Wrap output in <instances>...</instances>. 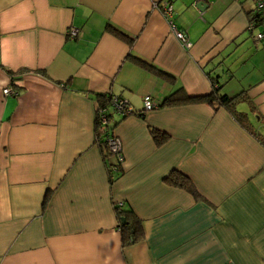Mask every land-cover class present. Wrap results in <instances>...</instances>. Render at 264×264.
Wrapping results in <instances>:
<instances>
[{
	"label": "crops",
	"instance_id": "0c3cea01",
	"mask_svg": "<svg viewBox=\"0 0 264 264\" xmlns=\"http://www.w3.org/2000/svg\"><path fill=\"white\" fill-rule=\"evenodd\" d=\"M199 1L0 0V264H264V22L249 29L254 0ZM213 81L246 92L236 109L251 130L207 101L161 105ZM97 94L133 109L106 105L123 154L111 187ZM144 95L158 106L143 112ZM173 171L195 193L166 181ZM114 202L141 239L122 242Z\"/></svg>",
	"mask_w": 264,
	"mask_h": 264
},
{
	"label": "trees",
	"instance_id": "16d2710c",
	"mask_svg": "<svg viewBox=\"0 0 264 264\" xmlns=\"http://www.w3.org/2000/svg\"><path fill=\"white\" fill-rule=\"evenodd\" d=\"M250 22H253L255 24V27L262 24L264 22V16L261 14H255L252 11L249 14ZM111 30L117 34H120L121 32H117L116 29ZM135 59L137 62L141 64L144 61L137 58V57H131ZM163 72L161 70H157ZM221 85L216 84L214 81L212 82L211 91L202 96H189L181 87L176 89L174 92L167 95L162 101L161 105H171V104H177V103H183V102H197V101H207L210 104H216L218 106H222L226 108L231 115L244 127L251 130L249 124H248V116L245 112L238 111L236 109V103L240 101L241 99H247L246 92L244 90L239 91L238 93H235L231 96L227 94H223L220 92ZM97 107H96V119H95V129H94V140L96 144L99 146L108 171V181L110 184V187L115 179L114 173L121 171V162L116 161L112 162L110 159L114 154L110 151L107 138L108 137H114L113 134V124H110V117L108 118V123L106 126H101L98 117L97 112L101 107H104L109 104L110 97H107L106 95L97 94ZM151 134L153 136V139L155 140L156 144L160 145L162 144L167 138L168 135L155 128L150 129ZM261 143L264 145V137L259 138ZM115 157V156H114ZM166 181H168L171 185L181 187L187 191H190L191 193H195V189L193 186V183L191 180L183 173L178 171H173L170 174L167 175ZM113 207L116 213V217L118 220V226L121 232V238L123 243H130L135 242L143 237V227H142V221L140 218L134 213L133 210L127 208H123L121 204L114 202ZM122 219H124V223H122Z\"/></svg>",
	"mask_w": 264,
	"mask_h": 264
},
{
	"label": "built area",
	"instance_id": "2783aa9c",
	"mask_svg": "<svg viewBox=\"0 0 264 264\" xmlns=\"http://www.w3.org/2000/svg\"><path fill=\"white\" fill-rule=\"evenodd\" d=\"M156 7L161 11L167 22L169 23V26L171 28L172 33L174 34L175 38L181 43V45L185 49H189L192 46V42L187 37L186 33L182 30H179L172 19L173 15V8L171 4L167 1H160L156 3ZM252 12L255 14H261L264 16V0H254V6L252 9ZM255 27V24L251 22L249 24V29H252ZM69 36H76L77 30L71 29L69 30ZM257 39H263L264 38V30L256 34ZM4 94H8L11 92V89L9 87L4 88L3 90ZM142 103H143V109L142 111H149L158 106V104L152 99L150 95H144L142 97ZM110 105L112 107V110L119 114H128L133 111L131 106L129 105L128 101L120 96H110ZM98 120L101 124V126H106L108 123V118L111 117V112L108 110L107 106L101 107L97 112ZM107 143L109 146L110 151L114 154L117 161L121 162L123 160V154H122V148H121V142L116 136H110L107 138Z\"/></svg>",
	"mask_w": 264,
	"mask_h": 264
},
{
	"label": "water",
	"instance_id": "95a60500",
	"mask_svg": "<svg viewBox=\"0 0 264 264\" xmlns=\"http://www.w3.org/2000/svg\"><path fill=\"white\" fill-rule=\"evenodd\" d=\"M200 5H206V2H204V0H200L199 2H197V7L200 8ZM122 223H124V219L121 220Z\"/></svg>",
	"mask_w": 264,
	"mask_h": 264
}]
</instances>
